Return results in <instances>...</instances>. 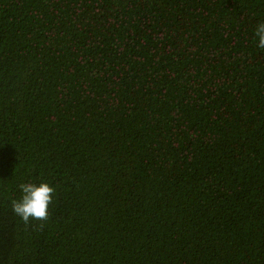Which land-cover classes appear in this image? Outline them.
<instances>
[{
  "label": "trees",
  "instance_id": "obj_1",
  "mask_svg": "<svg viewBox=\"0 0 264 264\" xmlns=\"http://www.w3.org/2000/svg\"><path fill=\"white\" fill-rule=\"evenodd\" d=\"M264 0H0V264H264ZM55 188L45 221L15 183Z\"/></svg>",
  "mask_w": 264,
  "mask_h": 264
},
{
  "label": "clouds",
  "instance_id": "obj_2",
  "mask_svg": "<svg viewBox=\"0 0 264 264\" xmlns=\"http://www.w3.org/2000/svg\"><path fill=\"white\" fill-rule=\"evenodd\" d=\"M253 36L256 47L264 50V20L257 21ZM14 191L19 194L10 201L15 217L25 224L47 220L54 199V187L42 180L24 179L15 183Z\"/></svg>",
  "mask_w": 264,
  "mask_h": 264
}]
</instances>
